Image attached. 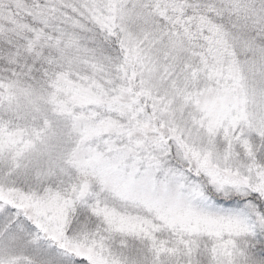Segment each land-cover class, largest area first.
<instances>
[{
    "label": "snow or ice",
    "instance_id": "snow-or-ice-1",
    "mask_svg": "<svg viewBox=\"0 0 264 264\" xmlns=\"http://www.w3.org/2000/svg\"><path fill=\"white\" fill-rule=\"evenodd\" d=\"M0 264H264V0H0Z\"/></svg>",
    "mask_w": 264,
    "mask_h": 264
}]
</instances>
